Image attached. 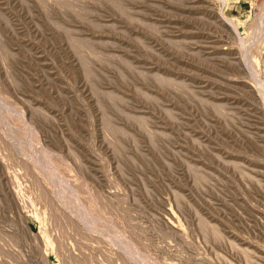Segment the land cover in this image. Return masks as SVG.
Instances as JSON below:
<instances>
[{
    "label": "rangeland",
    "instance_id": "1",
    "mask_svg": "<svg viewBox=\"0 0 264 264\" xmlns=\"http://www.w3.org/2000/svg\"><path fill=\"white\" fill-rule=\"evenodd\" d=\"M0 264H264V0H0Z\"/></svg>",
    "mask_w": 264,
    "mask_h": 264
}]
</instances>
